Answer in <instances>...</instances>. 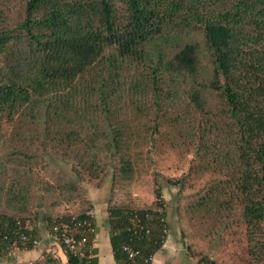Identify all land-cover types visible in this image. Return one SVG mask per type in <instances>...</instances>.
Wrapping results in <instances>:
<instances>
[{"label":"trees","instance_id":"16d2710c","mask_svg":"<svg viewBox=\"0 0 264 264\" xmlns=\"http://www.w3.org/2000/svg\"><path fill=\"white\" fill-rule=\"evenodd\" d=\"M160 140L195 151L187 175L215 176L195 208L240 231L242 264H264V0H0L1 251L4 237L23 249L18 238H38L39 225L83 219V180L101 188L108 161L118 163L112 181L129 177ZM55 157L72 175L51 170L47 182ZM156 198L108 208L117 264H130L125 245L135 264L162 249ZM72 201L78 213L57 210ZM92 237L83 257L64 250L66 264H97ZM47 257L33 264H61Z\"/></svg>","mask_w":264,"mask_h":264},{"label":"rangeland","instance_id":"374dc122","mask_svg":"<svg viewBox=\"0 0 264 264\" xmlns=\"http://www.w3.org/2000/svg\"><path fill=\"white\" fill-rule=\"evenodd\" d=\"M141 150L142 154L127 178L116 177L112 181L118 163L108 161L106 180L101 188H95L96 179L91 183L82 179L81 186L86 196L89 191H94L91 197L107 203V209L112 206L144 209L155 206L156 191H159L168 223L167 249L163 255L166 263L197 264L199 257H205L223 264H242L245 246L240 231L222 228L224 221L219 215L195 208L198 199L205 195L215 179V176L198 173L187 175L191 162L197 157L195 151L189 145L173 148L165 140L154 146L147 142ZM55 159V167L50 166L47 172L42 173L47 182H52L51 176L58 170L72 175V162ZM51 170L56 173H51ZM57 210L78 213V201L60 205ZM186 248L198 258H190ZM43 258L48 259L47 256ZM41 264L47 263L43 261Z\"/></svg>","mask_w":264,"mask_h":264},{"label":"crops","instance_id":"0c3cea01","mask_svg":"<svg viewBox=\"0 0 264 264\" xmlns=\"http://www.w3.org/2000/svg\"><path fill=\"white\" fill-rule=\"evenodd\" d=\"M93 193L94 191H89L87 193V197L91 202L92 210L94 211V218L92 221L94 229V232L92 233V248L95 250L94 257L97 259V264H117L113 258V251L109 239L110 228L108 225L107 203L95 201L94 196L91 197ZM166 218L165 221L168 232V223ZM37 231L38 237L40 239V244L37 248L23 250L15 255L13 259L6 262H1L0 264H31L32 262L42 259L43 256L47 255L57 259L61 264H66L67 257L64 249L47 242V231L45 227L39 225ZM166 249L167 237L162 249L153 256L151 264H168L163 258Z\"/></svg>","mask_w":264,"mask_h":264},{"label":"built area","instance_id":"2783aa9c","mask_svg":"<svg viewBox=\"0 0 264 264\" xmlns=\"http://www.w3.org/2000/svg\"><path fill=\"white\" fill-rule=\"evenodd\" d=\"M93 218L94 211L89 209L84 213L83 219L76 220L72 218L70 223L54 225L51 230L47 231L46 240L50 244L59 246L68 251L73 256L83 257L85 255L84 247L88 245L87 236L94 232L92 223ZM143 228L137 215H135L131 222V229L134 235H140ZM4 239L10 241V243L4 250H0V263L9 261L19 252L26 250L25 246L28 242L31 243L30 247L33 249L37 248L40 244L39 237L33 238L32 234L28 236L23 234L18 238L21 244L24 245L23 249H20V247L12 243V240H9L7 237H4ZM88 249H91V246L88 247ZM123 251L127 255L130 264H135V260L139 256L138 252L129 245H125Z\"/></svg>","mask_w":264,"mask_h":264}]
</instances>
